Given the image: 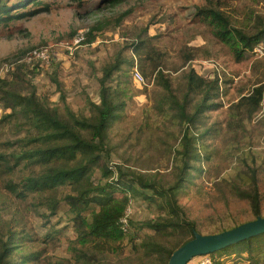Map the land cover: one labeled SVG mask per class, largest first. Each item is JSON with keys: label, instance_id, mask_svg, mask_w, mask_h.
<instances>
[{"label": "rangeland", "instance_id": "rangeland-1", "mask_svg": "<svg viewBox=\"0 0 264 264\" xmlns=\"http://www.w3.org/2000/svg\"><path fill=\"white\" fill-rule=\"evenodd\" d=\"M48 3L49 11L0 25V78L14 81V87L23 94L35 88L39 98L59 107L63 114L70 109L89 116L92 102L100 103L105 68L116 65L106 84L114 89L123 106L109 128L110 156L105 160L112 169L135 172L164 187L177 181L176 153L187 126L155 109L163 92L156 81L155 63L162 62L173 86L182 84L181 76L191 68L207 79L220 78L222 106L206 109L200 121L191 125L192 152L200 159L190 162L192 168L176 192L177 201L185 218L194 223V231L202 234L220 233L255 220L250 201L231 192L233 183L247 187L246 174L255 170L264 217V100L253 119L244 123L231 110L242 95L264 83V43L238 61L230 47L214 36L213 26L197 14L200 7L218 8L230 17L233 27L249 29L264 20V0ZM85 6L93 7L94 12L88 13ZM90 30L92 42L86 41ZM135 45L141 52L153 50V55L144 53L139 60ZM155 51L163 59H158ZM137 68L144 74L145 84L135 78ZM10 112L0 103V119ZM1 125L0 142L20 136L13 125ZM116 177L118 173L112 179ZM102 178L97 170L94 181H104ZM136 186L138 191L129 193L130 202L122 220L125 237L105 245L101 256L110 264H165V255L143 244L173 249L192 236L180 231L163 235L150 228L148 222L161 221L170 208L163 206L164 200L158 194ZM67 190L58 192L62 201L51 213L46 207L32 210L28 201L17 198L0 183V220L15 218L12 223L18 222L39 238L35 244L40 248L41 261L34 264H56L71 257L70 246L77 232L69 206L62 199ZM216 257H222L225 264H249L246 252L217 253L212 258ZM208 260V254L199 255L188 264Z\"/></svg>", "mask_w": 264, "mask_h": 264}, {"label": "trees", "instance_id": "trees-1", "mask_svg": "<svg viewBox=\"0 0 264 264\" xmlns=\"http://www.w3.org/2000/svg\"><path fill=\"white\" fill-rule=\"evenodd\" d=\"M48 1L0 0V25L49 11L51 5ZM85 8H89L88 13L94 12L91 6ZM197 14L213 26L214 36L230 47L238 61H242L256 45L264 43V20L258 21L253 28L239 29L233 27L230 17L218 8L200 7ZM90 36H93L91 30L86 41H93V38L89 39ZM133 49L139 60L144 53L148 57L153 55V50L141 52L137 45ZM155 54L158 59H163L158 51ZM161 66V61L154 66L156 81L163 90L155 109L162 114H170V117L187 126L181 149L176 153L179 169L177 181L168 187L135 172L115 170L107 165L105 158L110 156L108 131L112 121L119 117V107L123 106L118 103L114 89L106 84L116 65L105 68V75L101 79L100 103L92 102L89 116L79 115L70 109L63 114L59 107L47 105L39 98L35 88L31 87L23 94L14 87V81L0 78V103L5 110H11L0 119V130L3 127L1 124L13 125L15 132L20 135L0 142L1 187L17 198L28 201L32 210L46 207L51 213L56 212L62 201L58 198V192L69 188L62 199L69 206L68 212L74 222L77 238L70 246V259L59 260L56 264H110L102 258V248L125 237L122 220L130 202L129 193L138 191L136 185L153 195L158 194L164 200L163 206L170 208L168 215L161 221L148 222L150 228L163 235L180 231L191 235L190 239L194 237L195 225L185 218L176 192L186 181V175L192 168V159H200L199 154L192 152L191 125L200 121L206 109L217 110L222 106L219 100L222 91L220 78L207 79L191 68L181 76L182 84L173 86L170 76ZM263 100L264 83H259L248 94L242 95L231 110L244 123L253 119ZM97 170L102 172L104 181H94ZM117 173L118 177L112 179ZM246 185L242 187L233 183L231 192L248 199L253 212L259 217L262 194L255 170L246 174ZM14 221L15 218L0 220V264L40 262L41 251L35 244L39 238L18 222L12 223ZM187 241L173 249L150 242L143 245L165 255V264H168L172 253ZM225 252H246L249 264H264V233L208 254L211 264H225L222 257L212 258L217 253L220 255Z\"/></svg>", "mask_w": 264, "mask_h": 264}, {"label": "water", "instance_id": "water-1", "mask_svg": "<svg viewBox=\"0 0 264 264\" xmlns=\"http://www.w3.org/2000/svg\"><path fill=\"white\" fill-rule=\"evenodd\" d=\"M261 233H264L261 216L220 233L202 234L195 230L194 237L172 253L168 264H188L196 256L216 252Z\"/></svg>", "mask_w": 264, "mask_h": 264}, {"label": "built area", "instance_id": "built-area-1", "mask_svg": "<svg viewBox=\"0 0 264 264\" xmlns=\"http://www.w3.org/2000/svg\"><path fill=\"white\" fill-rule=\"evenodd\" d=\"M134 76L141 84H145V77L138 68L135 69ZM210 262L211 261L208 260L207 262H203L202 264H210Z\"/></svg>", "mask_w": 264, "mask_h": 264}]
</instances>
